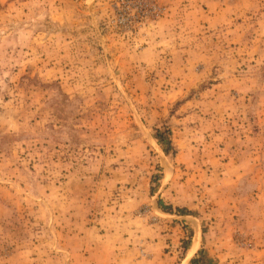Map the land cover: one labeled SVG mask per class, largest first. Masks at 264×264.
<instances>
[{
  "label": "rangeland",
  "instance_id": "1",
  "mask_svg": "<svg viewBox=\"0 0 264 264\" xmlns=\"http://www.w3.org/2000/svg\"><path fill=\"white\" fill-rule=\"evenodd\" d=\"M129 261L264 264V0H0V264Z\"/></svg>",
  "mask_w": 264,
  "mask_h": 264
},
{
  "label": "crops",
  "instance_id": "2",
  "mask_svg": "<svg viewBox=\"0 0 264 264\" xmlns=\"http://www.w3.org/2000/svg\"><path fill=\"white\" fill-rule=\"evenodd\" d=\"M127 263V262H126ZM127 264H140L138 261H136V262H133V261H129V263H127Z\"/></svg>",
  "mask_w": 264,
  "mask_h": 264
},
{
  "label": "bare ground",
  "instance_id": "3",
  "mask_svg": "<svg viewBox=\"0 0 264 264\" xmlns=\"http://www.w3.org/2000/svg\"><path fill=\"white\" fill-rule=\"evenodd\" d=\"M193 249H196V245L194 246V248Z\"/></svg>",
  "mask_w": 264,
  "mask_h": 264
}]
</instances>
